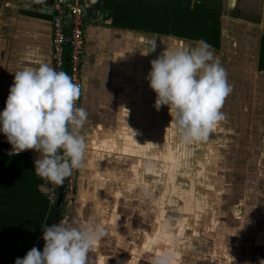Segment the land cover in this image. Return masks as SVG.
Instances as JSON below:
<instances>
[{"label": "crops", "instance_id": "obj_1", "mask_svg": "<svg viewBox=\"0 0 264 264\" xmlns=\"http://www.w3.org/2000/svg\"><path fill=\"white\" fill-rule=\"evenodd\" d=\"M245 1L259 11L258 17L226 18L223 11L219 45L217 48L211 46V51L226 69L228 83L232 87L225 103L233 102L238 105L237 109L247 111L249 105L256 101V114L235 115L234 118H238L235 120L233 114L222 110L226 119L218 125L224 130L212 132L206 141L195 143L200 145L195 149L191 144L183 143L175 129L178 137L175 154L179 156L187 152L189 168L185 171L192 175H175L173 185L169 173L163 171L164 167L171 166L151 158L166 151L155 141L158 134L165 139L168 137L165 136L166 125L172 117L167 106L159 110L155 107L156 93L150 87L148 74L151 61L168 47L184 48L194 46L198 41L133 26L141 20L150 24L149 15L145 19H137L135 14L138 9L143 13L146 11L145 0L139 4L129 0L126 4L127 11L131 13V20H126L130 23L128 26H122L118 21L114 23V4L111 3L110 8L108 0H81L84 41L80 68L82 94L78 107L86 109L88 118L79 134L85 139L87 151L83 167L78 169L72 190L67 193L69 201L64 224L75 226L80 221L91 219L105 229L106 236L90 253V264H101V258L103 264H154L168 253L175 260L176 248L184 251L183 239L176 240V224L185 217L179 197L186 193L191 196L197 194V201L204 205L203 211L197 212L198 219L193 226L205 235L202 243L197 239L193 241L199 251H205L208 256L218 253L221 264H260L264 260V68L258 66L259 44L264 38V0ZM119 3L117 0L115 4L117 16L122 8ZM88 4L92 11L88 10ZM162 9L158 20H155L159 26L164 24L166 13L165 0H158V10ZM50 37L49 0H0V112L5 109L16 72L25 66L38 67L41 63L51 66ZM235 122L239 123L234 125ZM237 131L241 141L230 144L228 140ZM0 142L12 151V145L2 132ZM148 145H152L151 150ZM134 150L140 155L128 154ZM19 154L28 155L33 164L39 155L34 150ZM137 162L142 165L139 168V172L144 173L142 179L154 182L155 196L149 189L137 188L131 194L123 191L136 182V173L131 169ZM199 165L208 171L207 175H202L201 183L197 182L195 175L201 170ZM241 166L246 172L242 185L254 181V201L249 207H239L245 201L241 197H245L246 191L236 197L226 193L225 186L236 184L230 183V178ZM147 169L159 171L160 176L153 177ZM221 178L226 183H218L216 194L214 187L209 186L210 179ZM215 183L212 181L213 185ZM168 184L172 188H169L162 205L164 218L158 226V242L151 245V252L140 251L148 239L145 233L150 236L156 228L160 209L153 210V205L160 203L157 197L167 191ZM116 191H121L119 198L115 196ZM173 191L175 195H172ZM167 211L169 218L175 216V222L169 226ZM204 214L205 221L202 220ZM225 217L231 219L226 221ZM185 227L191 231L190 227ZM199 233L198 238L201 237ZM165 234L172 238L170 244L164 240ZM182 252L180 261L183 262ZM188 260L198 262L196 257Z\"/></svg>", "mask_w": 264, "mask_h": 264}, {"label": "clouds", "instance_id": "obj_2", "mask_svg": "<svg viewBox=\"0 0 264 264\" xmlns=\"http://www.w3.org/2000/svg\"><path fill=\"white\" fill-rule=\"evenodd\" d=\"M148 79L156 93L155 107H168L171 126L183 143L206 141L226 119L221 109L232 87L207 42L168 47L151 61ZM81 94V86L66 72L47 63L25 66L15 73L5 109L0 112V132L12 145L9 155L34 150L39 154L35 174L54 185L63 184L84 164L87 145L78 130L86 124L88 113L77 106ZM42 231L43 251L33 247L15 264H90V253L106 236L103 226L91 219L75 226L45 224ZM173 260L168 253L154 264H172Z\"/></svg>", "mask_w": 264, "mask_h": 264}, {"label": "trees", "instance_id": "obj_3", "mask_svg": "<svg viewBox=\"0 0 264 264\" xmlns=\"http://www.w3.org/2000/svg\"><path fill=\"white\" fill-rule=\"evenodd\" d=\"M116 1L108 0L110 8L111 3L114 4V23L118 21L122 26L130 25L126 22L131 20L126 6L129 0H120L122 8L119 9V16L116 14ZM145 1L146 11L143 13L142 9H138L135 14L137 19H145L149 15L150 24L147 20H135L133 26L136 28L203 40L214 48L218 47V26L215 22H208L211 10L197 8V4L190 8L189 0H165V21L159 26L155 20L163 9L158 10V0ZM140 2L142 0H135L136 4ZM9 153L8 145L0 142V264H15V260L23 258L31 248L40 249L42 225H49L53 213V208L48 209L41 189L42 179L35 174V166L29 156ZM213 256L219 258L218 253Z\"/></svg>", "mask_w": 264, "mask_h": 264}, {"label": "built area", "instance_id": "obj_4", "mask_svg": "<svg viewBox=\"0 0 264 264\" xmlns=\"http://www.w3.org/2000/svg\"><path fill=\"white\" fill-rule=\"evenodd\" d=\"M49 8L51 13V67L57 71L66 72L75 83L81 86L80 68L84 41V10L81 0H49ZM67 15H69V19H67ZM67 21L69 22V35L65 29ZM76 174L77 170H74L72 175L63 182L67 186V193L72 190ZM58 187L59 185L51 184L46 180L41 186L48 202V209H54ZM67 198L68 196L66 200ZM66 208L67 202L66 205L64 204L63 215L60 218V223L63 224L65 223Z\"/></svg>", "mask_w": 264, "mask_h": 264}, {"label": "snow or ice", "instance_id": "obj_5", "mask_svg": "<svg viewBox=\"0 0 264 264\" xmlns=\"http://www.w3.org/2000/svg\"><path fill=\"white\" fill-rule=\"evenodd\" d=\"M223 127L217 125L213 132H218V131H223ZM175 127L174 126H170V131H169V135L171 136H175ZM192 148H199L200 145L198 144H191ZM138 147V145L136 146ZM152 145H148V149L151 150ZM177 151H179V149H177ZM190 151V150H189ZM131 156H139L140 153L138 151H131L128 153ZM145 155H147V153H145ZM154 160H161L164 161L166 164L170 165L171 167H164L163 171L169 173V180L173 182L174 185V181H175V175H180V176H191L192 173L190 171H185L189 168V156L187 154V152H182L179 156H177L173 150H172V146L169 145L168 148L166 149L165 152H162L159 156H152L151 157ZM142 167V165H140L139 162H137L133 167H132V171L134 173H136L135 176V183L128 185L125 189H123L124 192L131 194L132 192L135 191V189L137 188H141V189H149L152 191L153 196H155V189L152 187L153 185V181H145L142 179V176L144 175V173L139 172V168ZM199 168L201 169L200 171H197L195 173L196 177H199L203 171V165H199ZM147 172H151L153 177H159L160 176V172L159 171H152V169H147ZM161 183H163V181H160ZM189 191L191 189H188ZM167 191L165 193L160 194L159 197H157V199L160 201L159 204L154 203L153 205V210H155L156 208L160 209L159 215L157 217L156 220V228L154 230V232L149 236L148 233H145V236L148 237L147 242L144 244L143 248L140 251H144V252H151L152 248L151 245L156 244L158 242V238L160 237V229H159V224L160 221L164 218V211H163V202L167 196ZM121 195V191H116L115 192V196L117 198H119ZM172 195H175V191H173ZM179 199H183V196H180ZM169 203H171V201H169ZM190 203V202H189ZM199 207V205H198ZM114 219V218H113ZM183 219V218H181ZM108 223H112V220H108ZM176 236L177 237H181L183 236V229H179L176 231ZM164 240L167 243H171L172 238L170 236H167V234H165L164 236ZM182 249L177 247L176 251H175V256L176 259L173 260L172 264H183L182 261H180V255H181ZM157 255H159V253H157ZM101 264H103V258H101Z\"/></svg>", "mask_w": 264, "mask_h": 264}, {"label": "rangeland", "instance_id": "obj_6", "mask_svg": "<svg viewBox=\"0 0 264 264\" xmlns=\"http://www.w3.org/2000/svg\"><path fill=\"white\" fill-rule=\"evenodd\" d=\"M242 99H243V97H242ZM244 101V100H243ZM256 102V101H255ZM255 102H253L251 105H249V108H248V110L246 111L245 109L244 110H242V109H237V108H239L238 107V105H235V104H232V103H230V102H228V105L226 104V103H224V106H223V108L221 109V111L223 110L224 111V109L226 110V112H227V114H233V118L235 117V115L236 116H238V117H243L245 114H247V115H253L254 113H255V111L257 110V108L258 107H255ZM260 109V108H259ZM239 110H241L240 112H238ZM242 111H244V114L242 113ZM168 112H169V109H168ZM256 114V113H255ZM235 120H238V118H234ZM237 123H239V122H235L234 123V125H237ZM255 123V122H254ZM258 123V122H257ZM252 125H254L253 123H251ZM170 126H171V122H167V125H166V127H167V132L165 133V136H168L166 139L164 138V137H162V135L161 136H159V134L157 135V142L155 141V143H160V146L161 147H163V149L164 150H166L167 148H168V146L169 145H171L172 146V150H173V152L175 153V150H176V146H177V144H178V137L176 136V134H175V136H171V135H169V131H170ZM236 133H238V131L237 132H233V135H232V138L230 139V141L228 140V142L230 143V144H233V142L234 141H236V142H238V141H241L238 137V135H236ZM164 142H165V146H163V144H164ZM200 164H203V163H200ZM207 169V168H206ZM208 170V169H207ZM247 171V170H246ZM220 172V171H219ZM207 173H208V171H203L202 173H201V175L198 177V181L197 182H199V183H201V181L203 180V176L202 175H207ZM212 173V171H210V174ZM232 173H233V171H232ZM236 177L235 176H232V178H230V183H236L235 185H233V186H225L226 188H227V192L226 193H228V192H230L231 193V195H233L234 197H236L237 195L238 196H242V192H244V191H246V193H245V197H241L242 199L244 198V202H242V204H239V207L241 206H247V207H249L251 204H252V202L254 201V198H253V189H254V181H251L250 182V184H248V185H242V178H244L245 177V174H246V172L242 169V166H241V168L239 169V171H238V169H236ZM237 174H239V175H237ZM236 178V182H235V178ZM238 178V179H237ZM226 179H228V178H226ZM224 179H219V180H216V179H210V183H209V186H213L214 187V189H213V191L217 194V189H218V187L220 186L218 183H226V181L224 180ZM212 181H216V183L213 185L212 184ZM253 182V183H252ZM232 183V184H233ZM212 190H210V192H211ZM69 201V198H67V200H66V202H68ZM252 201V202H251ZM66 202H65V205H66ZM232 209H234V208H232ZM240 209L239 208H237V211H239ZM244 214V212H242V215ZM244 216V215H243ZM246 216V215H245ZM61 218V217H60ZM226 219V221H228L229 219H231L230 217L228 218V217H225ZM60 220V219H59ZM235 220V219H234ZM236 222H238L239 221V219L238 220H235ZM59 223H60V221H59Z\"/></svg>", "mask_w": 264, "mask_h": 264}, {"label": "flooded vegetation", "instance_id": "obj_7", "mask_svg": "<svg viewBox=\"0 0 264 264\" xmlns=\"http://www.w3.org/2000/svg\"><path fill=\"white\" fill-rule=\"evenodd\" d=\"M252 1V0H251ZM249 2V1H247ZM245 0H235L233 7H229V0H189V7L197 4V8H205L211 10V17L208 22H215L220 30L222 12L225 11L226 18H257L259 11L253 7V4H247ZM225 7V9H224ZM260 59L258 62L259 68H264V38L260 40ZM44 182V181H43Z\"/></svg>", "mask_w": 264, "mask_h": 264}, {"label": "water", "instance_id": "obj_8", "mask_svg": "<svg viewBox=\"0 0 264 264\" xmlns=\"http://www.w3.org/2000/svg\"><path fill=\"white\" fill-rule=\"evenodd\" d=\"M234 1L235 0H229V7H233ZM87 6H88V10L90 11L91 9H90L89 4ZM67 19H69V15H67ZM65 29H66L67 35H69L68 33L69 22L68 21L66 23ZM168 36H172V35L168 34ZM8 152L10 151L8 150ZM77 173H78V170H77ZM76 177H77V174H76ZM66 197H67V186L66 184H61L58 187L57 200H56V203L53 209L52 218L50 220L49 226L51 224H59V221H60L59 219L63 215V208H64V204L66 201ZM43 247H44V240L39 250L43 251ZM183 250L184 251L182 252V259H184L185 264H221L222 263L221 258L216 259L212 255L208 256L206 252L203 250L199 251L200 250L199 247H197V245L193 241L184 242ZM192 257L198 258V262L195 263L194 261L188 260L190 258L192 259Z\"/></svg>", "mask_w": 264, "mask_h": 264}, {"label": "bare ground", "instance_id": "obj_9", "mask_svg": "<svg viewBox=\"0 0 264 264\" xmlns=\"http://www.w3.org/2000/svg\"><path fill=\"white\" fill-rule=\"evenodd\" d=\"M183 149H184V151H186L185 147H183ZM167 188H168L167 189V192H168L169 191V188H172V187H169V184H168ZM190 193H191V191H190ZM196 195L195 196H193V195L191 196L188 193L182 195L183 196V199L181 201L183 202V207H184L183 208V213H184V216L185 217H182L183 219L178 220L179 224L178 225L176 224V229L177 230L183 229V236L176 237V240L177 241L180 240V239H183L184 242H188V241H195V239H197V242H199V243H202L203 242V239H204L205 235L200 234L197 231V228L196 227H193L196 224L197 219H198V215L199 214H197V212H201L204 209V205L202 203H199L197 201ZM198 195H200V194H198ZM202 200H203V197H202ZM198 205H199V207H198ZM190 211H192V213L189 214L188 216H186V214L188 212H190ZM232 211L234 213H236L235 208L232 209ZM167 215H168V218H166V221H168V226H169L173 222H175V216L172 215L169 218L168 211H167ZM202 220L203 221L206 220V214H204ZM185 226L190 227L191 228V231L188 228H186ZM191 233H194V234H191ZM197 233L200 234V236H201L200 238H198ZM167 236H169V235H167ZM220 241H222V240H220ZM183 264H185L184 259H183Z\"/></svg>", "mask_w": 264, "mask_h": 264}]
</instances>
